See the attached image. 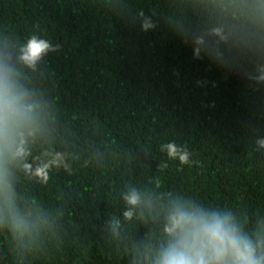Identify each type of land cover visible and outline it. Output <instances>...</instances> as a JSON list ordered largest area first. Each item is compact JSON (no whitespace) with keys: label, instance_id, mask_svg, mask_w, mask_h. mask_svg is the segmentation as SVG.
<instances>
[{"label":"trees","instance_id":"trees-1","mask_svg":"<svg viewBox=\"0 0 264 264\" xmlns=\"http://www.w3.org/2000/svg\"><path fill=\"white\" fill-rule=\"evenodd\" d=\"M212 0H0V43L35 33L59 44L30 87L49 106L33 157L59 152L46 179L24 170L15 203L27 222L0 220V264H143L163 239L162 216L123 194L191 196L232 209L246 230L264 221V85L193 56L216 26ZM153 28L142 29L144 17ZM176 140L195 163L167 161ZM167 161L166 167L161 164ZM114 221H119L118 224Z\"/></svg>","mask_w":264,"mask_h":264},{"label":"clouds","instance_id":"clouds-1","mask_svg":"<svg viewBox=\"0 0 264 264\" xmlns=\"http://www.w3.org/2000/svg\"><path fill=\"white\" fill-rule=\"evenodd\" d=\"M212 5L216 26L194 36L193 56L206 57L253 85H264V0H212ZM153 26L145 16L142 29ZM59 47L35 33L19 43L6 37L0 43V220L9 217L19 232L27 222L15 203L17 172L24 170L43 180L52 166L64 164L59 152H46L29 162L33 145L48 135L50 115L47 102L30 87L28 72H35ZM253 147L264 149V135H256ZM160 151L180 166L195 163L193 153L176 140L161 143ZM123 198L127 219L141 206L162 216L163 239L146 248L143 264H264V221L249 232L232 209L191 196L167 194L166 199L158 197L157 204L131 188Z\"/></svg>","mask_w":264,"mask_h":264}]
</instances>
